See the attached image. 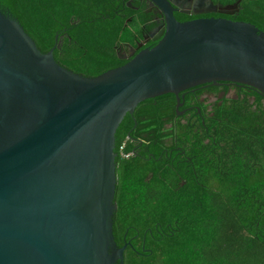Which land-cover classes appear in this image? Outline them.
<instances>
[{
    "label": "water",
    "instance_id": "1",
    "mask_svg": "<svg viewBox=\"0 0 264 264\" xmlns=\"http://www.w3.org/2000/svg\"><path fill=\"white\" fill-rule=\"evenodd\" d=\"M156 44L95 77L42 53L0 12V264H123L116 246L115 132L138 104L205 83L264 95V32L224 18L178 22L167 0ZM220 14L231 16V7ZM141 45H138V48Z\"/></svg>",
    "mask_w": 264,
    "mask_h": 264
},
{
    "label": "trees",
    "instance_id": "2",
    "mask_svg": "<svg viewBox=\"0 0 264 264\" xmlns=\"http://www.w3.org/2000/svg\"><path fill=\"white\" fill-rule=\"evenodd\" d=\"M120 3L0 0V12L17 20L42 53L55 45L57 37L60 44L53 52L55 61L74 73L95 77L123 64L117 60L114 46L127 39L126 19L137 13L119 16ZM240 6L232 19L264 32V0H242ZM162 102L167 110L160 114ZM175 104L172 94L147 99L137 105L135 114L125 115L115 132L113 235L119 246L126 231L127 238L138 234V243L145 236L150 249L136 252L128 247L124 264H264V189L258 182L264 175L242 164V157L230 161L206 153L204 188L184 192L159 184L155 174L147 180L155 163L148 153L154 149L134 142L138 134L133 126L145 114L158 133L160 117H168L167 111L173 116ZM240 118L244 127H251L243 109ZM144 139L151 141L148 135ZM134 148L140 156L122 159V154Z\"/></svg>",
    "mask_w": 264,
    "mask_h": 264
},
{
    "label": "flooded vegetation",
    "instance_id": "3",
    "mask_svg": "<svg viewBox=\"0 0 264 264\" xmlns=\"http://www.w3.org/2000/svg\"><path fill=\"white\" fill-rule=\"evenodd\" d=\"M115 1L121 2L122 8L117 10L119 16L137 13L126 19L125 26L129 25L125 34L127 39L114 46L117 60L125 64L140 50L156 44L157 40L154 39L163 29L164 20L159 9L149 0ZM167 1L174 9L173 17L178 22H186L201 18L233 20L232 18L237 17L240 12L242 0L237 5V12L229 7L228 11L233 12L231 16L220 14L218 11L237 0ZM138 45L141 46L138 48ZM178 96L180 107L176 109L175 104L173 116L172 112L167 111L168 117L164 115L160 117L162 124L158 133H155L153 126L150 125L153 120L146 118L145 114L139 117L133 126L136 127L135 133L138 134L133 137L134 142L137 145L147 144L154 149L152 153H148L155 163L147 180L155 174L154 180H158L159 184L176 186L184 192L196 187L204 188L205 176L202 168L205 165L206 153H209L208 156L213 153L221 160L232 161L242 157V164H249L264 175V95L245 85L218 82L195 86L179 93ZM166 105L162 102L160 114L167 110L163 109ZM135 109L132 115L135 114ZM242 109L248 114L251 127H244L246 123L240 118ZM147 135L148 138L151 137V141H145ZM134 156H140L136 148L131 153L121 155L122 159L126 160ZM258 182H262L264 189V180ZM126 235L127 231L123 235L121 246L116 243L118 248L126 245L123 264L124 253L128 247L136 252L139 249L140 252L150 251L145 236L141 243H138L136 241L138 234L133 238H127Z\"/></svg>",
    "mask_w": 264,
    "mask_h": 264
}]
</instances>
